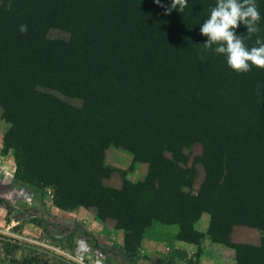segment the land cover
I'll return each instance as SVG.
<instances>
[{
  "label": "trees",
  "instance_id": "obj_1",
  "mask_svg": "<svg viewBox=\"0 0 264 264\" xmlns=\"http://www.w3.org/2000/svg\"><path fill=\"white\" fill-rule=\"evenodd\" d=\"M216 2L173 9L189 18L182 27L152 24L171 0H0L4 140L21 178L50 186L63 209L96 207L129 250L157 221L177 224L178 239L206 235L234 249L236 264H264V234L259 244L230 237L237 224L264 233V68L234 71L204 47L200 24ZM256 3L260 31L236 29L249 48L264 39V0ZM194 143L204 166L196 193L181 164ZM110 144L131 152L129 170L148 164L139 182L105 184L115 170L125 175L105 163ZM205 212L202 232L194 223Z\"/></svg>",
  "mask_w": 264,
  "mask_h": 264
},
{
  "label": "rangeland",
  "instance_id": "obj_2",
  "mask_svg": "<svg viewBox=\"0 0 264 264\" xmlns=\"http://www.w3.org/2000/svg\"><path fill=\"white\" fill-rule=\"evenodd\" d=\"M160 19L182 27L188 25L189 21L184 14L165 12L158 13L152 24L156 25ZM49 36L70 38L71 34L60 29H51ZM69 101L74 104L79 102L76 99ZM9 127L10 123L2 117L0 107V264H16L14 258H27V264H78L71 254L79 239L86 240L94 249H100L109 264H199L194 258L183 262L174 249L172 239L166 241L167 247L169 246L166 248L162 241V232L155 226L159 224L157 221H153L144 230L139 248L129 250L124 245L123 231L115 226L112 218H100L96 207L77 206L63 209L57 206L50 186L25 181L17 174L13 149H7L4 140ZM201 150L199 143L185 148L187 160L181 162L191 178L185 190L192 193L197 192L204 177V166L200 160ZM131 161L132 154L129 150L110 144L105 151V163L125 170V175L115 170L104 180L105 184L119 188L124 177L134 183L139 182L146 175L148 164L136 162L133 169L129 170ZM202 215L208 218L207 225H203L200 218L194 223L198 230L208 227L210 221L208 213ZM233 228L237 234L242 232V229L249 228V231L254 233L249 238L256 241L259 239V243V235L264 234L243 224L234 225ZM206 239L211 241L206 235L198 241L199 252L202 251ZM222 257L226 258L225 262L229 264L236 262L235 253Z\"/></svg>",
  "mask_w": 264,
  "mask_h": 264
},
{
  "label": "clouds",
  "instance_id": "obj_3",
  "mask_svg": "<svg viewBox=\"0 0 264 264\" xmlns=\"http://www.w3.org/2000/svg\"><path fill=\"white\" fill-rule=\"evenodd\" d=\"M155 2L160 4L161 0ZM187 6L188 0H171L165 12L173 9L182 12ZM260 19L256 0H217L209 16L200 24V33L207 37L203 45L216 54H223L234 71L248 72L253 65L264 68V39L258 36L255 41L258 46L249 48L236 33L241 25L246 26L250 37L258 33ZM21 31H26L25 25L21 26Z\"/></svg>",
  "mask_w": 264,
  "mask_h": 264
},
{
  "label": "crops",
  "instance_id": "obj_4",
  "mask_svg": "<svg viewBox=\"0 0 264 264\" xmlns=\"http://www.w3.org/2000/svg\"><path fill=\"white\" fill-rule=\"evenodd\" d=\"M200 218L201 221L203 220V225L207 223L208 218L206 217V215H202ZM155 226L162 232V241L163 243H165L166 248H169V246L167 247L168 244L166 241L168 239H172L171 242L173 243L174 249L177 253H179L178 257H180L183 262L190 261L191 258H194L198 261L199 264H229V262H225L227 261V259L222 257V255H234V251L229 247H226L219 243H214L212 241H209L208 239L205 240V243H203L202 245V251L199 252V244L177 238V233L179 231V226L177 224L159 223ZM206 227H204L200 231L206 232ZM251 235H254V233L252 231H249V228L242 229V232H240L239 234H237L236 231L234 232L233 228L230 237L231 241L233 242L258 244L259 239L256 241L249 238ZM260 237L261 235H259V238ZM232 264H236V262H233Z\"/></svg>",
  "mask_w": 264,
  "mask_h": 264
},
{
  "label": "built area",
  "instance_id": "obj_5",
  "mask_svg": "<svg viewBox=\"0 0 264 264\" xmlns=\"http://www.w3.org/2000/svg\"><path fill=\"white\" fill-rule=\"evenodd\" d=\"M71 257L78 264H109L106 255L100 249L90 247L84 239L76 242Z\"/></svg>",
  "mask_w": 264,
  "mask_h": 264
}]
</instances>
